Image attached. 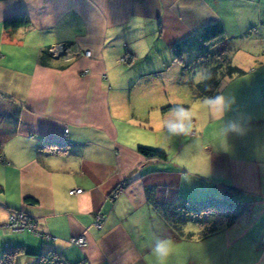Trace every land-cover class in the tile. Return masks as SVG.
<instances>
[{
    "label": "crops",
    "instance_id": "crops-1",
    "mask_svg": "<svg viewBox=\"0 0 264 264\" xmlns=\"http://www.w3.org/2000/svg\"><path fill=\"white\" fill-rule=\"evenodd\" d=\"M20 16L29 25L5 32L4 21ZM1 27L0 226L20 212L42 236L0 228V257L17 246L55 251L67 264H158L151 249L165 238V264H264V93L255 102L223 108L228 96L212 106L211 118L232 122L220 129L186 120L188 131L172 135L159 125L175 122L172 108L180 106L164 102L166 79L147 84L152 71L190 63L205 30L255 46L264 34V0H3ZM58 45L71 57L40 64L41 52ZM125 70L139 77L131 103L124 101ZM154 87L159 104L142 120ZM128 110L133 120L125 121ZM138 147L163 151L166 160L148 159ZM224 187L248 202L230 226L204 236L196 223L174 229L152 206L213 203ZM72 189L82 193L69 195ZM97 214L106 216L101 230L92 226ZM80 236L88 242L81 248L71 244Z\"/></svg>",
    "mask_w": 264,
    "mask_h": 264
},
{
    "label": "trees",
    "instance_id": "trees-1",
    "mask_svg": "<svg viewBox=\"0 0 264 264\" xmlns=\"http://www.w3.org/2000/svg\"><path fill=\"white\" fill-rule=\"evenodd\" d=\"M28 25L29 21L26 17L20 16L4 21L3 29L5 32H10L27 27ZM203 35L206 41H203V44L200 42L197 43L198 54L194 56L195 58L190 63L183 65L182 70L190 76L187 83L193 92V98L212 100L218 96V88L223 78L241 76L245 72L237 66L232 65L230 58H227L224 51L219 50L220 45L225 42L223 29L218 30L216 34H210L209 30H205ZM214 35L217 36L216 41L211 43ZM214 47L216 48L212 49ZM51 58L54 57L49 52V48H46L40 54V64L49 65ZM200 59L205 60L206 67L203 72V79L199 83H195L191 78L194 75L192 64ZM169 108L171 107L165 108L164 110ZM181 108L173 107L172 109L178 110ZM138 152L151 160H166V153L160 150L138 147ZM222 195L221 200L213 203L184 201L176 205H158L152 203V206L161 212L165 221L174 229H178L188 223H196L202 227L200 235L204 236L230 226L242 214L243 206L248 202L244 200L243 193L234 188L224 187L222 189ZM147 196L150 202L152 200L151 192H148ZM28 201L31 200L28 199ZM21 254L37 258L38 264H67L55 251H48L44 254H32L25 252L23 247L17 246L5 247L4 253L0 257V264H16L15 259Z\"/></svg>",
    "mask_w": 264,
    "mask_h": 264
},
{
    "label": "rangeland",
    "instance_id": "rangeland-1",
    "mask_svg": "<svg viewBox=\"0 0 264 264\" xmlns=\"http://www.w3.org/2000/svg\"><path fill=\"white\" fill-rule=\"evenodd\" d=\"M3 27V26H2ZM2 27L0 28V33H2ZM257 44L255 46H252L248 43V40L241 39V38H228L225 40V42L220 45L221 51H224V54H226L227 58H230L231 64L234 66H237L245 71L239 78H235L232 81H222L220 82L221 86L218 88V93H220L219 96L224 97L232 96L231 98L227 99V104L224 103V107L226 105L234 106V103L236 102H244V101H252L255 102L256 100H259V96H261L264 93V56L260 55V52L264 49V34H261L257 38ZM217 47V46H216ZM216 47L212 48L215 49ZM217 50V49H216ZM220 51V52H221ZM23 52L29 54V51L23 50ZM26 57V55L24 54ZM85 56V55H84ZM71 57V55H69ZM90 57V56H89ZM124 61H127V57ZM122 58V59H123ZM119 60V59H118ZM120 64H124L126 62H121V59L119 61ZM118 64V61H117ZM205 60H196L192 65L194 69V75L191 76L192 81L196 83V76L197 74H200L203 79V72L206 67ZM125 67L129 68L127 64H124ZM174 68V65L169 67V69H164L163 71H152L149 82L147 83L149 87H152L151 83L155 81L156 79H166L167 87L163 89L164 98H166V101H170L172 105H179L183 109H186L190 113V119L188 120L189 125H195L198 126V124L203 125L205 122L208 123L211 122L213 125V129L219 127V129L230 123V117L226 116L225 118H211L213 117V114H215V111H213L212 106L213 104H204V101L206 99H194L193 98V92L191 91L190 86L182 85L181 82L183 80L189 79V75H187L181 67H176V70ZM150 75V74H149ZM123 76V82L128 87V93L124 92V101H127L131 103L132 100H134V97L130 98L129 90L135 85L136 79L139 77L136 75L135 72H132L130 70L126 71L122 74ZM238 77V76H237ZM243 77V78H242ZM201 79V80H202ZM200 80V81H201ZM224 80V79H223ZM139 81H143L142 79H139ZM164 82V81H163ZM227 84H225V83ZM231 82L230 87L225 90L226 86ZM225 84V85H224ZM141 89L144 90L145 94H149L147 92L146 86H141ZM158 88L154 87L152 88V97L146 101L145 106H141L140 108L142 110H146L147 114H142L140 111V117H142V120L147 118V115L150 113L151 117L155 112V106L159 104V95L158 93H155V91ZM132 99V100H131ZM140 105V101H137ZM133 103V102H132ZM264 103V102H263ZM162 105L163 107L168 106ZM137 107V104L134 105ZM238 109V106H237ZM129 111V110H128ZM144 113V111H142ZM131 112H127L125 121L128 119L133 120L131 117ZM227 113V112H226ZM237 118V117H236ZM186 121V120H185ZM132 125H125L124 128H133ZM218 129V130H219ZM188 167V165H187ZM189 168V167H188ZM192 171H189L191 173Z\"/></svg>",
    "mask_w": 264,
    "mask_h": 264
},
{
    "label": "built area",
    "instance_id": "built-area-1",
    "mask_svg": "<svg viewBox=\"0 0 264 264\" xmlns=\"http://www.w3.org/2000/svg\"><path fill=\"white\" fill-rule=\"evenodd\" d=\"M49 52L53 55L54 58L62 57L67 59L70 55L68 46L66 45H58V46L50 47ZM84 55L85 57H89L90 52L86 51ZM124 60L125 58L121 59V62H125ZM81 193H82L81 189H72L69 190L68 192L69 195H78ZM105 221H106L105 215L97 214L94 218V222L92 226L96 230H101L105 224ZM0 228H6L13 232L29 231L35 235L42 236V232L38 229L37 225L33 221L29 220L26 214L20 212L10 214L7 223L2 227L0 226ZM87 243H88L87 239L84 236H80L78 238L71 240V244L79 248L86 246Z\"/></svg>",
    "mask_w": 264,
    "mask_h": 264
},
{
    "label": "clouds",
    "instance_id": "clouds-1",
    "mask_svg": "<svg viewBox=\"0 0 264 264\" xmlns=\"http://www.w3.org/2000/svg\"><path fill=\"white\" fill-rule=\"evenodd\" d=\"M202 79L200 74L196 76V82L199 83ZM223 103V97H216L214 100L206 99L204 104H213V105H221ZM172 116L175 117V122L173 120H164L162 119L160 122V127L166 128L169 133L172 135H178L181 133H185L188 129L185 127V120L190 119V113L186 109H178L171 113ZM152 254L156 257L158 264H165L170 251H171V241L169 239H160L157 238L154 247L151 249Z\"/></svg>",
    "mask_w": 264,
    "mask_h": 264
}]
</instances>
